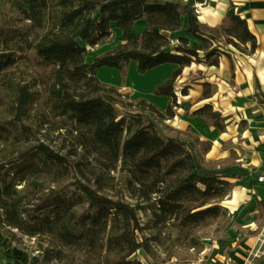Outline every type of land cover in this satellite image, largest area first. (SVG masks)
<instances>
[{"label": "trees", "instance_id": "16d2710c", "mask_svg": "<svg viewBox=\"0 0 264 264\" xmlns=\"http://www.w3.org/2000/svg\"><path fill=\"white\" fill-rule=\"evenodd\" d=\"M9 9L0 25L2 77L25 50L33 51L42 71L32 82L7 79L0 143L25 147L0 162V231L13 243L12 229L45 237L46 247L36 249L41 264H144L140 253L147 264H163L154 244L165 230L194 247L195 230L227 213L221 201L232 183L204 160L209 143L179 130L166 135L159 124L180 106L174 86L183 67L217 66L222 54L231 59V50L255 51L246 20L227 13L217 27H205L183 0H9ZM183 17V31L201 43L171 41ZM138 19L146 22L140 34L132 29ZM114 29L119 42L87 63V46L105 42ZM131 62L139 73L177 66L153 89L170 99L165 109L143 97L127 99L98 78L101 67L124 74ZM211 95L212 84L204 82L201 99ZM192 114L224 130L211 104ZM50 134L63 145L52 144ZM71 175L72 189L58 186Z\"/></svg>", "mask_w": 264, "mask_h": 264}, {"label": "crops", "instance_id": "0c3cea01", "mask_svg": "<svg viewBox=\"0 0 264 264\" xmlns=\"http://www.w3.org/2000/svg\"><path fill=\"white\" fill-rule=\"evenodd\" d=\"M183 1L185 6L195 8L199 22L205 27H217L227 13L239 14L257 40L258 46L251 54L231 50V59L222 54L217 66L191 62L183 67L174 86L180 106L174 108L173 118L164 121L173 130L188 131L200 142L210 144L204 160L212 163L216 171H224L225 179L232 183V190L221 205L229 215L246 217L240 221L241 230H253L259 224L253 217L264 204V183L257 181V177L264 173V0ZM186 24L183 17L181 28L169 33L171 41L177 43L180 37H184L190 46L201 43L199 38L183 31ZM145 27V19H138L132 29L140 34ZM120 33L119 29L113 31L117 43ZM100 54H87L85 61L90 63ZM176 67L172 63H163L147 70L146 74L151 75L149 85L137 94L128 82L127 70L123 88L130 97H143L163 110L170 99L153 94V89L170 77ZM128 68L136 70V63L131 62ZM204 82L212 84V95L201 99ZM183 87L186 88L185 94L181 92ZM204 104H211L213 110L221 114L223 131L217 130L204 116L192 114ZM248 207L249 213L246 211ZM242 254L237 252L233 256L241 260Z\"/></svg>", "mask_w": 264, "mask_h": 264}, {"label": "rangeland", "instance_id": "374dc122", "mask_svg": "<svg viewBox=\"0 0 264 264\" xmlns=\"http://www.w3.org/2000/svg\"><path fill=\"white\" fill-rule=\"evenodd\" d=\"M9 13V0H0V25H3L9 19ZM116 43L117 37L116 35H113L105 42L94 47H90L87 54L96 55L103 53L114 47ZM19 56L20 58L18 59V62L10 70H8V77L3 78V72L0 73V122L8 119L7 112L4 110L5 107L3 105V99L5 97H9L7 79L32 82L34 77H36L42 71V66L40 65L38 58L34 55L32 50H25L24 52L20 53ZM127 70L128 82L131 84L130 86L133 90L136 89L133 91L134 94H137V91L140 89L144 91V89L149 85L151 79V75L146 74V72L139 73L133 68H128L124 74H121L118 69L101 67L97 74L98 78L102 82L114 85L121 93L128 95L127 99L134 100V97H130L129 92L123 88ZM159 127L166 135H173L177 133L176 130H173L164 122H160ZM183 134H185V132ZM181 136L185 135L181 134ZM49 137L52 141V144L57 146L62 144H59V141L56 140L55 134H50ZM22 147H25V145L12 146L9 144L4 145L0 143V162L15 158L18 150ZM113 175H115V173H113ZM73 181L74 177L71 175L65 179L59 180L57 184L59 187L72 189ZM114 182H118L117 178L114 180ZM231 190L232 189H230L229 193ZM226 198L227 196L224 197L223 200ZM256 206H258V204ZM261 206L262 209L259 210L255 217H253V220L259 221L258 226L260 225L264 215V204H261ZM249 207L248 210H246L248 213ZM140 215L142 220L146 219L143 213H140ZM245 218L246 217L244 215H241L240 217L238 214L229 215L226 213L224 216L219 217L208 225L199 227L194 233L197 241V244L194 247H191L186 243V241L177 238L176 231L165 230V234L161 235V244H154V247L157 250L159 257L164 259L163 264H173L178 260L189 264H224L225 258H232L233 261L241 262L244 260L250 248L254 244L257 234V228L253 230H249L248 228L241 230L240 221L244 220ZM12 231L17 236V240L14 243L11 242L7 235L0 231V264H41L42 251L39 250L41 252V254H39L38 250L36 249L39 248L40 244L46 247V238H31L21 234L17 230L12 229ZM145 231L146 233H150V230ZM235 249H237V251ZM237 252H239V255L240 253H243L241 255V260H238L233 256V254H236ZM139 257L144 264H147L146 260L144 259V254L140 253ZM51 264L57 263L52 261ZM58 264H66V262L63 261Z\"/></svg>", "mask_w": 264, "mask_h": 264}, {"label": "built area", "instance_id": "2783aa9c", "mask_svg": "<svg viewBox=\"0 0 264 264\" xmlns=\"http://www.w3.org/2000/svg\"><path fill=\"white\" fill-rule=\"evenodd\" d=\"M258 182L264 183V173L257 177ZM264 257V215L260 225L257 227V234L254 244L248 254L241 262L233 261L232 258H225L224 264H256L257 261Z\"/></svg>", "mask_w": 264, "mask_h": 264}]
</instances>
